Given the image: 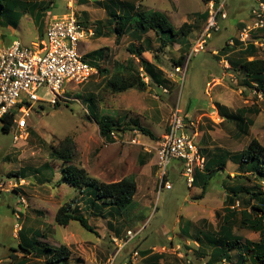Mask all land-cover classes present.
<instances>
[{
  "label": "rangeland",
  "instance_id": "1",
  "mask_svg": "<svg viewBox=\"0 0 264 264\" xmlns=\"http://www.w3.org/2000/svg\"><path fill=\"white\" fill-rule=\"evenodd\" d=\"M25 1L29 2V8L36 5L37 10L44 9L37 28L32 22L35 17L27 14V11L26 16L21 13ZM25 1H16L19 12L17 29L13 30L0 17V42L3 44L18 40L31 47V43L37 41V32L42 39L50 19L60 18L67 13L66 3L62 0ZM73 1L78 17L88 23L85 26L92 27L96 32L93 39L81 45V53L103 49L102 69L112 73L115 63L133 64L135 75L138 71L143 78L139 58L131 51L133 45L144 52L142 57L147 61L154 62L156 54L160 57V67L170 84L167 88L150 86L145 91L134 88L119 93L106 86V74L101 75L98 70V75L86 83L67 84L59 105L35 103L30 107L25 113L28 138L15 143L16 128L4 133L0 123V264L21 261L47 264L43 256H22V251L12 258V263L11 256L21 250V236L28 240L24 243L32 242L33 246H39L33 234L37 229L48 237L42 241L53 247L64 245L70 250V258L60 264H104L109 256L116 254L114 238L124 239L129 230H141L127 247L129 258L134 251L139 253L135 264H145L146 256L148 259L162 256L159 264H203L207 258L198 254L211 251L205 234L220 231L224 208L229 204L227 190L241 185L250 192L264 191V181L251 173L245 174L239 168L238 160L230 159L225 172L213 179L208 193L201 199L202 190L199 187L188 188L182 176V163L174 161L168 169V180L172 182L173 190L159 192L155 155L146 152L141 144L154 146L155 141L168 131L173 113L178 110L187 120L186 123L189 126L194 124L197 129L201 151H212L216 155L219 154L217 151H226L230 155H237L245 151L253 140L264 146V101L245 87L244 73L228 62L232 60L238 63L243 59L239 36L247 25L254 23L256 16L253 12H259L258 0L213 2L214 10H221L218 16L221 30L212 35L205 51L195 56L190 55L191 47L205 26L206 20L201 16L209 10L211 3L206 4L203 0ZM125 1L135 2L141 11L163 14L176 30L184 27L186 36L163 50H160L154 32L144 35L145 42L133 40L128 34L117 39L113 27L108 24L111 18L106 7L111 6L119 13L118 5ZM260 2L264 5V1ZM223 14L226 18H223ZM250 38L249 43H257V57L264 59V28L253 31ZM231 40L234 41L233 45L230 44ZM227 44L230 46L221 52ZM182 54H187L189 62L186 70L177 73L172 60H177ZM38 94L48 95V91L43 88ZM93 108L99 117L108 115L118 121L116 131L128 136L134 131L138 132L140 145L105 143L100 136L97 120L91 116L94 114ZM223 109L233 116L239 114L238 110L246 109V119L253 122L249 135L239 136L236 123L224 121L221 114L225 112ZM19 115H22L21 111ZM142 128L152 132L154 137L145 135ZM67 138L74 144V165L84 168L89 177L99 184L127 178L138 180L136 198L143 199L144 205L136 204L134 198L133 205L124 211H118L101 201L95 207L93 197L88 193L82 194L72 186L61 183L62 163L51 160L50 154ZM16 172L24 176H9ZM241 173L245 175L240 179L234 178ZM21 180L27 184L10 188L11 183ZM250 198L248 194L240 196L237 201L238 214L251 207ZM65 205L78 209L97 234L85 230L76 221L67 227L58 225L55 222L56 214ZM14 208L18 212L24 210L27 216L18 212L14 214ZM188 218L197 220L192 222ZM241 218V215L237 216L234 233L243 241H260L259 233L241 226ZM16 225H20L21 229L23 227V234L16 229ZM122 260L120 254L118 263ZM235 261L236 252L233 253L232 262Z\"/></svg>",
  "mask_w": 264,
  "mask_h": 264
},
{
  "label": "trees",
  "instance_id": "2",
  "mask_svg": "<svg viewBox=\"0 0 264 264\" xmlns=\"http://www.w3.org/2000/svg\"><path fill=\"white\" fill-rule=\"evenodd\" d=\"M16 1L17 0H0V17L6 20L8 26H11L13 29H17L19 26L17 20V14L19 12H17L18 8H16ZM203 1L206 4H209L213 0ZM214 1L215 3L219 2L218 0ZM118 6L120 7L119 13L116 10H113L111 6L106 7L111 18L108 24L113 27V32L116 34L117 39L128 34L133 40H143V42H145L146 39L144 38V35L149 32H154L157 36L156 40L160 44V50H163L168 47L169 44L176 43L177 39L186 36L184 27L176 30L170 23L168 17L161 13L147 10L141 11L139 10L140 6L132 1L122 2ZM36 8V5H32L29 8V2L25 1V4H23L21 8V13L23 16L29 14L31 17H35L33 18L34 20L38 21L43 17L45 12L44 9L37 10ZM25 11L28 13L26 14ZM208 17V11L201 16L206 22ZM79 20L84 25L88 24L80 18ZM43 36L44 34H42V37ZM11 43L5 45L8 46ZM228 46L230 45L227 44L221 52H225ZM131 48L134 56H138L139 58L143 78H141V73L138 71H136L135 75L133 64L124 65L115 63V71L112 73L108 69H102L100 62L105 56L103 49H98L86 54L84 59L90 65L96 67L101 75L106 74L104 78L106 86L112 88L115 92H125L134 88L145 91L150 86H156L159 88L166 86L167 88L170 81L160 67V57L156 54L154 62L147 61L142 57L144 52L140 48L136 49L133 45ZM256 51L257 49L254 43H250L246 47L242 44L240 47V55L243 59H240L238 63L232 60H229L228 62L234 69L244 73L246 80L243 81V83L247 89L252 91L256 90L264 95V59L255 58L251 61L248 60L249 57L255 55ZM187 59V54H182L177 60H172L173 66L175 68L185 67ZM57 105H59V101H57L56 106ZM223 110L225 112H221V114L224 121H234L239 136L249 135L253 122L248 118L246 119V109L238 110L237 113L239 114L234 116L232 114L228 115L226 113L227 109ZM93 113L94 114H91V116L97 120L100 136L109 143L114 142L110 137V133L116 131L118 121L108 115L99 117L95 112V109ZM241 114L244 116H240ZM13 119V114L11 113L1 120L2 132L10 133L14 127ZM141 130L145 135L154 137L149 130L145 128H142ZM187 131L190 134L195 133L192 128ZM217 152L219 154L216 155L212 153V151H201L200 149L201 155L206 159V165L203 172H197L194 187H199L202 190L201 199L208 193L213 179L222 172H225L227 163L230 159H237L239 162V168H241V170L243 169V171L246 172L245 174L251 173L261 181H264V146H262L257 140H253L245 151L237 155H230L226 151ZM50 156L51 160L62 163L63 175L61 183L72 186L82 194L85 192L88 193L90 197H93V206L96 207L98 202L101 201L105 205L111 207L114 206L118 211H124L133 205L134 198L138 192L137 182L133 178H127L119 182L99 184L89 177L84 168L73 164L74 144L70 138H67L63 143L54 147ZM245 174L241 173L234 178L240 179ZM9 176L21 178L24 175L21 172H16L11 173ZM227 192V200L229 204L224 208V216L220 231L218 233L205 234L211 251L210 253H208V251H201L198 256H200V254L205 255L202 256V258H207L205 261L206 264H220L223 260H227L232 264H264V191L259 190L256 192H250L241 185H235L230 191L227 190ZM243 194L250 195V201H252V203L251 207L238 214L237 209H233V207L238 203L237 201ZM73 208L72 205L62 206L56 214L55 222L60 226L67 227L72 221H76L79 222L85 230L97 234L95 229L90 225L89 220L79 213L78 209ZM238 215H241L242 217L241 226H244L255 233H259L260 241H243L240 236L234 233L235 222ZM188 225H191V223H188ZM24 231L25 230L22 229L21 234H23ZM33 234L34 237L38 239L37 242L39 243V246L37 247L33 246L32 242L24 243L28 240L27 238L23 239L21 236L22 243L20 244V248L24 256H26V254H35L36 256L41 255L46 259L47 264H60L70 258L71 252L66 246L62 245L60 247H53L46 243H41L39 238L43 235L40 230H36ZM234 252H236L237 255V261H235V263L232 262ZM12 258H14V256ZM161 259L162 256H157L155 258H147L146 262L147 264H159ZM24 262L22 264H25Z\"/></svg>",
  "mask_w": 264,
  "mask_h": 264
},
{
  "label": "built area",
  "instance_id": "3",
  "mask_svg": "<svg viewBox=\"0 0 264 264\" xmlns=\"http://www.w3.org/2000/svg\"><path fill=\"white\" fill-rule=\"evenodd\" d=\"M62 1L66 3L67 13L60 18L50 19L42 39L31 43V47L23 45L18 40L8 46L0 42V123L6 116L13 114V123L16 128L13 138L15 143L28 138V122L25 113L30 107L35 103H49L54 106L65 93L67 84L86 83L98 75V69L85 61L86 54L81 53L80 48L82 44L93 39L96 32L79 20L73 0ZM258 3L259 12H253L256 16L254 23L247 25L239 36L240 43L246 46L250 44V34L264 28V5L260 0ZM214 7L211 3L208 20L191 47V56L205 51L212 35L221 30L218 23L221 10L215 11ZM223 18H226L225 14ZM230 44L233 45L234 41L231 40ZM188 62L187 59L185 67H177V73L184 71ZM43 88L47 89L48 95L38 94ZM163 90L166 91V89ZM253 93L264 101L262 93L256 90H253ZM19 111L22 115H19ZM188 128H195V126L192 123L189 126L177 110L173 113L168 131L155 141L154 146L141 144L146 152L155 155L159 172V192L173 190V184L167 177H169V166L174 161L182 163V176L190 189L194 187L197 172H203L205 169L206 159L201 155L197 145L196 132L190 134L187 131ZM110 137L114 141L112 143L140 145L139 133L136 131L129 136L126 133L112 131ZM103 141L110 144L105 139ZM26 184L24 180H21L19 183H11L10 188ZM238 207L239 203L233 209ZM17 218L19 219V216ZM16 229L20 231V225H16ZM140 233L141 230L136 232L129 230L124 239H114L116 254L109 256L104 264H135L138 262V251H134L130 258L120 263H118V257L126 252L127 247ZM220 264L232 263L223 260Z\"/></svg>",
  "mask_w": 264,
  "mask_h": 264
},
{
  "label": "crops",
  "instance_id": "4",
  "mask_svg": "<svg viewBox=\"0 0 264 264\" xmlns=\"http://www.w3.org/2000/svg\"><path fill=\"white\" fill-rule=\"evenodd\" d=\"M260 1H264V0H260ZM215 3V1L213 0V1H211L210 3ZM219 3V2H218ZM32 22H33V24H34V26H36V24L38 23V21L37 20H34L33 18H32ZM36 28H37V26H36ZM46 28V27H45ZM203 29H204V27H203ZM14 30V29H13ZM37 31H38V29H37ZM202 32V31H201ZM200 32V33H201ZM39 32H37V39H40L39 38V35L40 34H38ZM199 35V34H198ZM33 43V42H32ZM256 49H257V51H256V53H255V55L254 56H251V57H249L248 58V60H253V59H255V58H257V59H262V58H259V57H257V55H258V53H259V51H258V48L256 47ZM216 54H217V52H216ZM244 84V83H243ZM195 130V132H196V135H197V145H198V147H199V149H201V147H200V141H199V138H200V135H199V133H198V131H197V129L195 128L194 129ZM229 162V161H228ZM227 165H228V163H227ZM136 182H137V184H138V189H139V181L138 180H136ZM155 191H157L156 189H155ZM135 198H136V196H135ZM136 204L137 203H141L140 204V206H143L144 205V203H143V199H140V200H138L137 198H136ZM21 207H23V205L21 206ZM13 212H14V214L16 213V215H17V212H18V210H16L15 208L13 209ZM19 214H21V215H25V216H27L26 214H25V212H24V210H22V212L21 211H19L18 212ZM19 214H18V216H19ZM39 214V213H38ZM190 215V214H189ZM185 216H183V218H184ZM24 218H26V217H24ZM185 219H187L186 217H185ZM188 220H191L192 222H196V220H193V219H189L188 218ZM39 221H41V220H39ZM38 221V222H39ZM191 221H188V222H191ZM191 222V223H192ZM192 224H194V223H192ZM22 229H23V227H22ZM21 229V230H22ZM20 230V231H21ZM24 230V229H23ZM37 230H39V229H37ZM41 231V230H40ZM36 232V231H35ZM42 237H40L39 238V241L41 242V243H46V244H48V245H50L48 242H46V241H42V240H46V239H48V237L46 236V234H44V233H42ZM114 237H116L115 235H114ZM114 239H116V238H114ZM21 243H22V241H21ZM115 245V244H114ZM153 249V248H152ZM20 252H21V250L20 251H16L15 252V255H13L14 257H16V255L17 254H20ZM21 254H22V256H24V254L21 252ZM129 252L126 250V252L122 255V257H123V260L124 259H126V258H128L129 257ZM13 256H11V259H12V257ZM146 259H145V264H147V262H146V260H147V256L145 257ZM14 259V258H13ZM13 259H12V263H13ZM108 259V258H107ZM143 260V259H142ZM24 261H21V262H18V263H16V264H22ZM14 264V263H13ZM25 264H27V263H25Z\"/></svg>",
  "mask_w": 264,
  "mask_h": 264
}]
</instances>
